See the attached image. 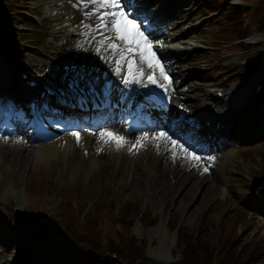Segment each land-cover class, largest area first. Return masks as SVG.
I'll list each match as a JSON object with an SVG mask.
<instances>
[{
    "label": "rangeland",
    "instance_id": "374dc122",
    "mask_svg": "<svg viewBox=\"0 0 264 264\" xmlns=\"http://www.w3.org/2000/svg\"><path fill=\"white\" fill-rule=\"evenodd\" d=\"M197 7L195 8L194 12V21L195 24L199 23L202 24V28L200 30H196L198 34H201L202 32H211L214 35L218 34L219 29L222 27L221 25V19L216 17L217 14L213 13L216 10L220 13L223 12L225 7H222V5H215L209 0H198L197 1ZM187 7V3L186 6ZM216 17L213 22L211 23L210 27L209 22L211 18ZM199 20V21H198ZM204 21V22H203ZM254 31V30H253ZM211 34V35H212ZM231 54H239L241 55L242 52L236 51V52H230ZM243 53L242 55H244ZM230 60V59H228ZM227 60V61H228ZM236 59H233L231 62H235ZM197 68L203 72L204 74L205 69L207 68V62H202V59L199 58L197 61ZM229 72H232L229 71ZM236 73V72H235ZM235 74H232L231 78H235ZM9 154V159H14L16 157V149H7ZM252 151H263L264 152V143L262 146H259L257 148H254L252 150L243 152L246 153H252ZM69 155V154H67ZM75 158V162H81L79 158V154H71V156ZM33 156L32 150H30L27 153V157ZM2 157V156H1ZM21 157V156H20ZM24 159V158H22ZM141 159L139 158V164ZM40 160H34L33 164L30 165L29 171L26 173V176L24 177V174L14 175L13 179L15 184H17V187L21 188V192L23 194L22 200L29 202V200L36 199V192L40 190L42 193H44V204H48L47 211H52L53 206L52 205V198L50 196L55 197L56 202H63L64 197L61 195L65 193L66 195L69 194L72 196V200L79 199V200H85V202H92L91 209L94 207L97 200H100V197L105 196V198L114 197L115 198V208L114 211L110 214H116L117 209H120L124 202L127 200H140L139 204L132 205L133 212L129 213L127 216L132 221L136 218H139L137 216L139 214L140 209L149 208L153 214L159 215V220L155 225H151L148 228L145 227L143 230L140 228V222L136 221L134 224V227L132 228V231L136 233H140L139 237H145L148 241H156L162 240L161 245H151L147 248L148 255L152 257L150 254H153L156 249L163 248L165 246H169V244H172L171 241V234L168 232V225L167 220L169 219L170 215L173 216L170 218L171 221H177L181 227L184 228V230H187L189 232L196 231L198 229L199 232H202V235L200 237L208 240H211L214 235V231L218 227L215 226L217 221H222L223 215L222 213H230L234 210L235 206L233 203L239 201V199H242V196H231V199H227V203H225L223 206H217L211 213H207V210H210V206L208 205V202L213 198V196H204L200 195L197 198L192 195L191 188H188L186 185L180 183L177 184V187H172L170 185V189H162L160 186L156 187L151 184L149 180H152V176L150 175V171L146 173L145 169L143 167H140V172L137 178V181L130 182L128 184H124V182H121V176L117 173H113L111 167L105 165L104 159H102L100 156L96 160H93V164L91 165V160H89L90 165L87 167H80L76 165V171H74V175L70 180H66L63 175L62 177H53V180L56 179L59 184H53L52 182L43 185L44 190H42L39 187L40 184L37 183L34 184V180L36 177V173H38V168H40ZM36 170V172H35ZM90 170V171H89ZM49 173V171H47ZM11 172L7 173L10 174ZM35 173V175H34ZM160 173L166 174V180L169 181L171 178L167 175L165 170L160 166ZM63 174V173H62ZM5 175V174H4ZM47 177V174H46ZM149 185L145 183V181ZM45 182V180H43ZM32 184V186H29ZM101 189V190H100ZM100 190V192H99ZM162 190V191H161ZM161 191V192H160ZM98 194V196H95ZM90 195V196H89ZM233 203H232V202ZM51 203V205H50ZM229 204L231 206H229ZM127 206V205H126ZM109 208H107V211ZM46 211V212H47ZM170 212V214H169ZM202 212V216L198 218L197 220H192L193 215L196 213ZM107 213V212H106ZM169 214V215H168ZM208 214V215H206ZM108 215V214H107ZM64 220L71 226L76 227L77 226V214L71 210L67 212L65 215H62ZM143 220V218H142ZM263 222H260L259 224L262 225L264 228V216L262 217ZM108 231H114V224L112 220H110V217H107ZM220 223V222H218ZM23 227L26 226V224H21ZM184 225V226H183ZM28 226V225H27ZM202 226V227H200ZM207 230V232H206ZM97 234H99L104 240H106L107 234L105 232L104 226L99 224L95 227L94 230ZM25 232V230H24ZM246 231L243 233L245 234ZM220 236L218 238L214 237V240H219ZM59 247L66 249V247L60 243V242H53L50 246L47 247H41L37 244H31L29 245V251L40 254L41 252L44 253H52V252H60V249H55V247ZM173 248V246H172ZM227 249V257L224 259V264H227L229 259L233 258V262L235 264H246L240 259H236L234 253L229 252V249L227 246H225L224 250ZM150 253V254H149ZM47 259L45 258L41 259V264H46ZM77 260L75 259L70 264H75Z\"/></svg>",
    "mask_w": 264,
    "mask_h": 264
},
{
    "label": "snow or ice",
    "instance_id": "6c2138e0",
    "mask_svg": "<svg viewBox=\"0 0 264 264\" xmlns=\"http://www.w3.org/2000/svg\"><path fill=\"white\" fill-rule=\"evenodd\" d=\"M94 7L96 12H100V15L98 16L99 23L95 25V28L97 30L103 29L112 32V36H105L103 32H99L102 39L100 41V46L97 47L96 51L99 53L102 48L111 49L112 52L119 57V59L115 61V72L117 75L121 74L123 66L127 65L128 77H125L123 80L125 85L135 81L143 82L139 78L144 75V72L140 65L135 62L134 58L136 57H138L142 63H145L148 68L153 69V71L158 68L160 76L167 79L163 65L155 51H153L156 45L149 39L150 34L148 32V27L150 26V21L146 14H144L143 19H140L138 5H135L137 11L133 12L126 9L132 8L134 5L122 3L121 0H94ZM102 9H108V11L101 12ZM87 15H94V13L89 12ZM129 77H131V79H129ZM148 80L151 84H157L158 82L154 76H149ZM161 87H163V85H161ZM72 135L76 137L77 143H79V133L73 132ZM99 136L104 143H114L117 149L123 148L127 143L124 137L111 131H102L99 133ZM146 137L147 133H145L144 137H141L136 141L134 147H136L137 150L139 147L143 146L141 140ZM153 139L168 141L174 146L171 149L173 159L176 158L177 150H179L184 157L190 158L191 161H194L192 167L198 166L199 162L205 159L190 152L184 144L172 139L166 132H160L157 136L153 137ZM14 142L22 143L23 141L18 138ZM157 147H159V145H157ZM101 150L102 149H97V151ZM128 150L131 151L132 148L130 147ZM207 159L213 160L214 158L208 157ZM204 171H207V168H205Z\"/></svg>",
    "mask_w": 264,
    "mask_h": 264
},
{
    "label": "trees",
    "instance_id": "16d2710c",
    "mask_svg": "<svg viewBox=\"0 0 264 264\" xmlns=\"http://www.w3.org/2000/svg\"><path fill=\"white\" fill-rule=\"evenodd\" d=\"M229 14H226V20L225 22L229 23ZM105 204L104 202L100 203V207ZM131 207L130 205H127L123 212H122V218L125 217L128 214V210ZM98 212V210L96 209ZM95 223L99 222V217H95L93 219ZM183 235L185 237L189 236L190 234L187 232H183ZM214 242L206 241V240H201V239H196V242L189 241L186 246L183 247L182 249V261L180 264H204L207 261V258L213 253L214 250ZM126 253L133 255L134 260L136 258L142 257V249L138 246H136L133 242H126L123 244ZM222 253H226V250H221ZM140 264H149L142 262Z\"/></svg>",
    "mask_w": 264,
    "mask_h": 264
},
{
    "label": "bare ground",
    "instance_id": "6f19581e",
    "mask_svg": "<svg viewBox=\"0 0 264 264\" xmlns=\"http://www.w3.org/2000/svg\"><path fill=\"white\" fill-rule=\"evenodd\" d=\"M198 24H196V26H197ZM170 36H172V35H170ZM181 49H178L177 51L179 52ZM46 59V58H45ZM51 64L50 63H46V65H45V67H48V69L49 68H51V66H50ZM52 69V68H51ZM49 72V71H48ZM210 97H212L211 95H209ZM234 99V98H233ZM68 147L69 146H67V145H65L64 146V148L61 150V152L64 154V153H66L67 151H68ZM72 148H75V146L74 145H72ZM52 149L53 150H57V146L56 145H47V146H45V150H43L42 152H41V150L39 149L38 150V152H34L33 153V155H34V159H32V160H29V159H27L26 161H27V163H26V165H31V164H33V162H34V160L35 159H38V160H41V161H48L51 157H53L55 154H56V152L55 153H53V151H52ZM90 160H93V157H91V159ZM72 165H73V163H72ZM76 167V166H75ZM84 167H87V166H84ZM59 169L60 168H63L64 170H65V166H59L58 167ZM70 169L71 167H67V169ZM71 171L72 172H74V171H76V168H74V167H72V169H71ZM69 177H70V174H69ZM68 177V178H69ZM154 181H158L159 182V184H162V181H161V179L160 178H157V176H156V178L154 179ZM3 199V196H1V198H0V201ZM21 199V198H20ZM20 199H18V200H20ZM21 201V200H20ZM202 216V212H200V213H195L194 215H193V217H192V220H197L198 218H200ZM164 254H165V250L164 249H159L158 250V252H157V254H155V256L157 257V258H160V257H163L164 256ZM170 257V254H169V252H168V254H167V258H169Z\"/></svg>",
    "mask_w": 264,
    "mask_h": 264
}]
</instances>
